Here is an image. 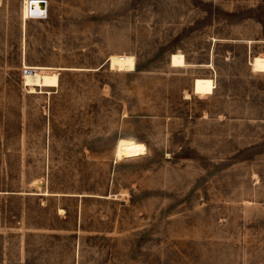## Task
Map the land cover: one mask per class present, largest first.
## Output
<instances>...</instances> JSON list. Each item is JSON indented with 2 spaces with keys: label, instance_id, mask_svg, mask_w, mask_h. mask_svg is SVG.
Wrapping results in <instances>:
<instances>
[{
  "label": "rangeland",
  "instance_id": "rangeland-1",
  "mask_svg": "<svg viewBox=\"0 0 264 264\" xmlns=\"http://www.w3.org/2000/svg\"><path fill=\"white\" fill-rule=\"evenodd\" d=\"M45 1L0 0V264H264V0Z\"/></svg>",
  "mask_w": 264,
  "mask_h": 264
},
{
  "label": "bare ground",
  "instance_id": "bare-ground-1",
  "mask_svg": "<svg viewBox=\"0 0 264 264\" xmlns=\"http://www.w3.org/2000/svg\"><path fill=\"white\" fill-rule=\"evenodd\" d=\"M38 1V0H36ZM38 3H34L30 6V0H24V5H23V18H39V16H31L29 15V11L32 9L38 10L39 8ZM42 8V7H41ZM22 10V9H21ZM41 9V14L43 15L44 13L46 14V1H45V7H44V13ZM33 11V10H32ZM22 14V13H21ZM43 17V16H40ZM24 21V20H23ZM133 55L130 54H111L108 57V62L110 65V68L115 69V70H125V71H131L135 68V61H134ZM24 68H37V69H52L51 67L48 66H40V65H23ZM56 69H61V67L54 68ZM115 156L117 157H133L137 156L140 154V147L139 144L131 140L129 138L125 137H120L115 145Z\"/></svg>",
  "mask_w": 264,
  "mask_h": 264
},
{
  "label": "water",
  "instance_id": "water-1",
  "mask_svg": "<svg viewBox=\"0 0 264 264\" xmlns=\"http://www.w3.org/2000/svg\"><path fill=\"white\" fill-rule=\"evenodd\" d=\"M34 3H38L39 4V8L40 9H38V10H35V9H32V10H30L29 11V15H31V16H45V13H44V7H45V0H38V1H36V0H30V6L32 5V4H34ZM42 7V8H41ZM41 9H43L42 11H43V15L41 14V12H39V11H41Z\"/></svg>",
  "mask_w": 264,
  "mask_h": 264
}]
</instances>
